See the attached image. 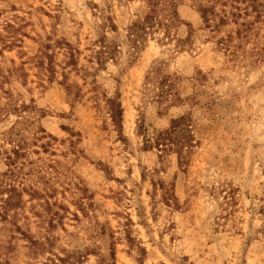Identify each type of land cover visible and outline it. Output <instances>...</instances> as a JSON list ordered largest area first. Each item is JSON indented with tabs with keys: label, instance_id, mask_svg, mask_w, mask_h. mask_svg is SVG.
Returning <instances> with one entry per match:
<instances>
[{
	"label": "rangeland",
	"instance_id": "rangeland-1",
	"mask_svg": "<svg viewBox=\"0 0 264 264\" xmlns=\"http://www.w3.org/2000/svg\"><path fill=\"white\" fill-rule=\"evenodd\" d=\"M147 4L0 0V264H264V25Z\"/></svg>",
	"mask_w": 264,
	"mask_h": 264
},
{
	"label": "trees",
	"instance_id": "trees-1",
	"mask_svg": "<svg viewBox=\"0 0 264 264\" xmlns=\"http://www.w3.org/2000/svg\"><path fill=\"white\" fill-rule=\"evenodd\" d=\"M147 1L148 12L143 16H139L137 20L133 21L127 28V39L131 44V49L136 53L141 50L149 42L150 38H154L160 32H163L165 39L170 38V29L173 26H177L182 23L178 15V9L182 5L183 0H145ZM263 0H193L194 5H197V11L201 17L208 21L211 27L219 29L220 27H227L235 25L237 39L242 44L250 43L251 37L254 34V30L260 24L264 25V3ZM254 14V19L250 20ZM117 30L116 27H112ZM105 35L102 37L104 40ZM234 39L233 37L230 38ZM163 40V38L161 39ZM180 42V41H179ZM241 44V45H242ZM163 88V87H162ZM112 117L115 125L121 127L123 118V109L121 103L117 104L112 110ZM186 118H181L175 121V128L180 136H177L175 146L179 159L182 150L186 145H190V141H187L188 130ZM176 132V133H177ZM184 133V134H183ZM158 146H161L158 144ZM222 194V192H221ZM226 201L234 200V194L230 191ZM261 214L264 216V206L261 208ZM217 218V222H218ZM216 222L215 225H219ZM264 234V229L262 230ZM116 253H111L112 260H115Z\"/></svg>",
	"mask_w": 264,
	"mask_h": 264
}]
</instances>
